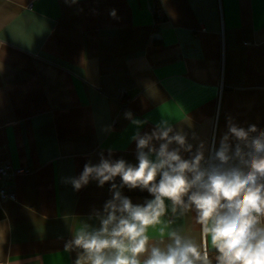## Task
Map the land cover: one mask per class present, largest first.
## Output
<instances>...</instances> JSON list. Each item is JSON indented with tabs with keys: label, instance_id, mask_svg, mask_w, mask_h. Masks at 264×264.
Wrapping results in <instances>:
<instances>
[{
	"label": "crops",
	"instance_id": "crops-1",
	"mask_svg": "<svg viewBox=\"0 0 264 264\" xmlns=\"http://www.w3.org/2000/svg\"><path fill=\"white\" fill-rule=\"evenodd\" d=\"M127 111L141 134L165 119L206 146L227 117L264 129V0H0V264H74L65 243L99 227L112 193L67 178L109 150L138 164ZM172 230L202 244L192 212L148 235Z\"/></svg>",
	"mask_w": 264,
	"mask_h": 264
},
{
	"label": "clouds",
	"instance_id": "clouds-1",
	"mask_svg": "<svg viewBox=\"0 0 264 264\" xmlns=\"http://www.w3.org/2000/svg\"><path fill=\"white\" fill-rule=\"evenodd\" d=\"M109 15L116 18V10ZM124 116L137 128L131 139L138 164L113 160L109 150V158L101 154L98 164L86 163L78 177L67 178L74 190L94 180L99 187L110 183L112 193L95 213L99 227L84 224L65 243V252L77 251L74 264H213L209 249L215 264H264V129H245L227 117L219 145L213 140L206 146L168 120L141 134L146 121L130 111ZM182 120L192 129L190 117ZM189 139L198 141L195 147ZM124 187L152 198L134 205L122 195ZM169 209L172 215L194 213L202 244L178 230L168 232L167 242L150 240L149 228L161 224Z\"/></svg>",
	"mask_w": 264,
	"mask_h": 264
},
{
	"label": "trees",
	"instance_id": "trees-1",
	"mask_svg": "<svg viewBox=\"0 0 264 264\" xmlns=\"http://www.w3.org/2000/svg\"><path fill=\"white\" fill-rule=\"evenodd\" d=\"M122 190H124L126 192V194H136V195H139V196L145 197V198L151 197L147 191H141L140 189L129 190L127 187H124ZM214 256H215V253L210 251V257L213 258V264H215Z\"/></svg>",
	"mask_w": 264,
	"mask_h": 264
},
{
	"label": "built area",
	"instance_id": "built-area-1",
	"mask_svg": "<svg viewBox=\"0 0 264 264\" xmlns=\"http://www.w3.org/2000/svg\"><path fill=\"white\" fill-rule=\"evenodd\" d=\"M10 171V166L0 162V180L9 174ZM7 195L5 194V192L0 188V197H6Z\"/></svg>",
	"mask_w": 264,
	"mask_h": 264
}]
</instances>
